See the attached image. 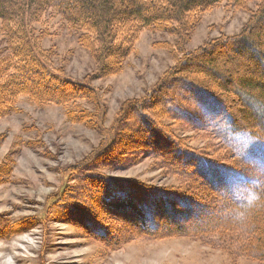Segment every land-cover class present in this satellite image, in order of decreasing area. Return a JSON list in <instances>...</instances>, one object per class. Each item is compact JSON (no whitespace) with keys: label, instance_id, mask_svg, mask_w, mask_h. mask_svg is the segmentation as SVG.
I'll return each instance as SVG.
<instances>
[{"label":"trees","instance_id":"obj_1","mask_svg":"<svg viewBox=\"0 0 264 264\" xmlns=\"http://www.w3.org/2000/svg\"><path fill=\"white\" fill-rule=\"evenodd\" d=\"M223 1L0 0V120L21 113L22 98L39 107H66L69 123L83 124L102 135L103 148L97 156L112 154L117 145L128 152L151 150L163 168L181 181L172 190H157L136 180L87 176L85 190L98 203L101 218L75 219L81 218V225L95 238L116 246L134 238L232 235L239 224L246 236V256L264 263V208L250 213L243 224L234 222L232 214L223 210L234 207L233 196L201 169L200 161L184 147L185 141L175 138L164 123L169 114L166 106L175 101L168 92L191 84L224 107L235 132L264 137V0H227L238 10H249L248 4L257 2L241 32L186 50L202 15ZM57 17L61 28H67L94 61L95 71L82 82L57 68L56 51L43 46L49 31L38 25ZM143 31L176 39L175 45L159 43L175 64L145 97L124 101L116 118L120 130L108 131L104 124L109 109L92 83L125 70ZM78 102L89 108L76 106ZM8 156L0 166V185L11 175ZM209 194L221 208L214 207ZM102 214L110 229L100 224Z\"/></svg>","mask_w":264,"mask_h":264},{"label":"rangeland","instance_id":"obj_2","mask_svg":"<svg viewBox=\"0 0 264 264\" xmlns=\"http://www.w3.org/2000/svg\"><path fill=\"white\" fill-rule=\"evenodd\" d=\"M256 5L254 1L249 10H238L226 0L204 13L187 52L239 34ZM38 26L49 31L43 46L56 51L55 66L64 68L68 77L82 82L95 71L94 61L75 36L61 28L59 17ZM175 42L169 35L143 31L125 70L92 83L108 106L104 124L108 131L120 130L116 118L122 103L145 97L175 64L169 52L159 47V43ZM171 97L175 101L166 106L169 114L164 123L175 138L185 141L187 152L200 161L205 173L232 196L235 186L253 180L257 191L264 189V137L235 132L224 107L194 85L169 91ZM75 105L89 108L85 102ZM18 108L21 113L0 120V166L10 155L11 168V175L0 185V264H264L246 256V236L239 224L232 235L134 238L116 246L90 235L82 219H75L101 218L98 203L85 190L87 176L136 180L157 190H172L180 179L163 168L151 150L128 152L117 145L112 154L97 156L103 148L102 135L83 124L69 123L66 107H39L22 98ZM102 157L111 161L103 162ZM210 200L214 207H222L212 195ZM236 205L223 210L233 216ZM100 224L110 229L104 214Z\"/></svg>","mask_w":264,"mask_h":264},{"label":"clouds","instance_id":"obj_3","mask_svg":"<svg viewBox=\"0 0 264 264\" xmlns=\"http://www.w3.org/2000/svg\"><path fill=\"white\" fill-rule=\"evenodd\" d=\"M255 180L247 184L237 185L233 189V198L237 203V210L233 214V221L243 224L250 213L258 208H264V192L256 190Z\"/></svg>","mask_w":264,"mask_h":264}]
</instances>
